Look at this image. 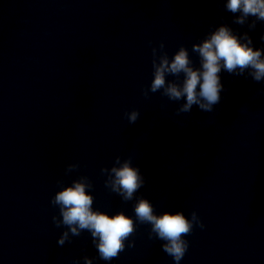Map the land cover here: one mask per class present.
I'll use <instances>...</instances> for the list:
<instances>
[{"label":"clouds","instance_id":"9594fccd","mask_svg":"<svg viewBox=\"0 0 264 264\" xmlns=\"http://www.w3.org/2000/svg\"><path fill=\"white\" fill-rule=\"evenodd\" d=\"M225 8L234 15L235 24L244 25L249 17H254L248 27L255 29L257 21L264 22V0H226ZM261 40L264 41V36ZM164 47L161 42L159 50L152 48L153 79L143 95L147 97L149 91L161 92L170 101L183 100L177 114L189 113L193 106L212 112L224 91L222 71L236 76L247 73L253 81L264 82V48L254 47L247 32L238 35L227 24L219 25L201 42L192 45V51L199 57V67L194 66L185 46H180L171 58ZM168 76L177 79L168 80ZM139 115L136 109L125 113L129 123H135ZM78 167V164H70L66 172ZM101 173L107 175L105 186L112 192L126 202L135 199V218L123 211L109 215L94 209V196L89 191L93 184L87 176H80L70 185L61 187L51 199V204L59 208V217L53 216V222L56 227L66 229L58 244L62 246L71 236L87 231L99 258L111 261L125 250L126 241L135 233L137 223L147 224L151 226L150 238L154 234L162 241V250L179 264L189 247L185 237L192 233L194 225L204 227L196 212H192L191 219L182 211L157 214L150 200L143 196L137 198L136 193L144 186L145 178L139 167L133 165L132 157L122 160L117 156L113 166L102 168ZM127 246L132 247L133 243ZM84 264H92V259L85 256Z\"/></svg>","mask_w":264,"mask_h":264}]
</instances>
